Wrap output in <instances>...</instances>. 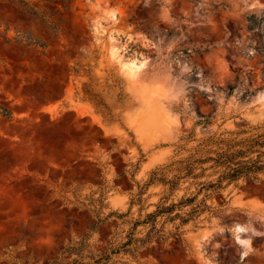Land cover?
<instances>
[{
  "label": "rangeland",
  "instance_id": "1",
  "mask_svg": "<svg viewBox=\"0 0 264 264\" xmlns=\"http://www.w3.org/2000/svg\"><path fill=\"white\" fill-rule=\"evenodd\" d=\"M263 131L264 0H0V264L93 263L197 189L154 171ZM261 176L212 195L181 236L103 262L264 264Z\"/></svg>",
  "mask_w": 264,
  "mask_h": 264
},
{
  "label": "trees",
  "instance_id": "2",
  "mask_svg": "<svg viewBox=\"0 0 264 264\" xmlns=\"http://www.w3.org/2000/svg\"><path fill=\"white\" fill-rule=\"evenodd\" d=\"M3 113L6 116L11 115V111L5 109ZM220 142H226L227 147L214 151L213 155L193 157L190 156L180 161V165L176 168L177 172L172 177H167L164 170L154 171L150 182L161 181L170 185L171 189L179 187L182 179L193 178L197 187L192 195H184L179 201L169 202V197L164 196L157 206L145 216L138 217L133 224L131 231L125 241L119 246L106 250L100 257L94 258L93 263L82 262L81 264H100L103 260L108 261L113 253H131L137 256V252L147 246H150L156 239L161 238L165 243L171 233L181 236V225L188 223L192 219H196L207 209L211 208L207 200L214 194H221L222 190L233 182H238L242 178L256 182L262 180L261 174L264 173V131L250 137L242 139H220ZM210 165L205 166V164ZM172 168V164L167 168ZM211 169L212 172L208 176L211 179H203L206 171ZM144 190L139 192L138 201L143 200ZM133 200L132 203H134ZM124 216L125 213H118ZM163 217L164 223L168 221H176L180 219V223L176 225V231H165V225L159 226V218ZM143 225L146 232L143 236H136V230ZM74 247H71V250Z\"/></svg>",
  "mask_w": 264,
  "mask_h": 264
},
{
  "label": "bare ground",
  "instance_id": "3",
  "mask_svg": "<svg viewBox=\"0 0 264 264\" xmlns=\"http://www.w3.org/2000/svg\"><path fill=\"white\" fill-rule=\"evenodd\" d=\"M113 53H114V55H116V52L114 50H113ZM122 68L129 76L135 77V76H137L140 73L141 65L138 64L135 60L131 59V60H126L125 62H123L122 63ZM167 81H169V80H167ZM170 82H167V84L170 83ZM168 85H170V84H168ZM164 100H167L166 93H163L162 96H158L155 99V105L158 106L159 108H163Z\"/></svg>",
  "mask_w": 264,
  "mask_h": 264
}]
</instances>
